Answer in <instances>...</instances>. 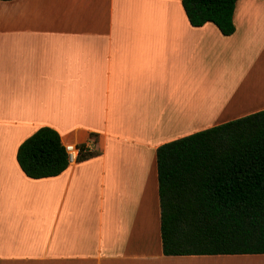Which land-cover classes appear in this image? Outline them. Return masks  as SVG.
Returning a JSON list of instances; mask_svg holds the SVG:
<instances>
[{
  "label": "crops",
  "instance_id": "crops-1",
  "mask_svg": "<svg viewBox=\"0 0 264 264\" xmlns=\"http://www.w3.org/2000/svg\"><path fill=\"white\" fill-rule=\"evenodd\" d=\"M233 25L192 27L181 0L0 1V264L264 262L161 247L158 147L264 110V0ZM41 127L98 155L29 179Z\"/></svg>",
  "mask_w": 264,
  "mask_h": 264
},
{
  "label": "trees",
  "instance_id": "trees-1",
  "mask_svg": "<svg viewBox=\"0 0 264 264\" xmlns=\"http://www.w3.org/2000/svg\"><path fill=\"white\" fill-rule=\"evenodd\" d=\"M237 1L181 5L192 27L211 23L228 37ZM84 149L77 162L98 155ZM16 161L33 180L69 167L60 137L49 127L19 145ZM156 170L163 255H264V110L161 145Z\"/></svg>",
  "mask_w": 264,
  "mask_h": 264
},
{
  "label": "rangeland",
  "instance_id": "rangeland-1",
  "mask_svg": "<svg viewBox=\"0 0 264 264\" xmlns=\"http://www.w3.org/2000/svg\"><path fill=\"white\" fill-rule=\"evenodd\" d=\"M217 84H218V80L211 78L210 80H208L207 82H205V84H203V86L201 87L202 90H201L200 93H203V91H209V90H211ZM195 89L197 91V88H195ZM0 217H3V216H0ZM235 264H260V263L254 262V260H253V261L236 262ZM262 264H264V262H262Z\"/></svg>",
  "mask_w": 264,
  "mask_h": 264
},
{
  "label": "built area",
  "instance_id": "built-area-1",
  "mask_svg": "<svg viewBox=\"0 0 264 264\" xmlns=\"http://www.w3.org/2000/svg\"><path fill=\"white\" fill-rule=\"evenodd\" d=\"M64 148L70 162L76 160L77 156L81 153L80 148L73 145H65Z\"/></svg>",
  "mask_w": 264,
  "mask_h": 264
}]
</instances>
